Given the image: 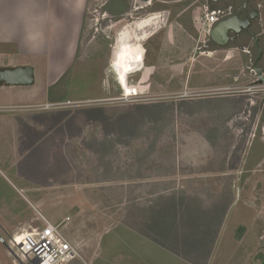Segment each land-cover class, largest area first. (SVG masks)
<instances>
[{"label": "rangeland", "instance_id": "1", "mask_svg": "<svg viewBox=\"0 0 264 264\" xmlns=\"http://www.w3.org/2000/svg\"><path fill=\"white\" fill-rule=\"evenodd\" d=\"M117 1L110 4L120 9ZM104 2L87 0L64 73L50 86L40 75L25 85L40 89L39 101L0 102V124L19 127L0 131V200L26 218L2 224L0 238L47 218L79 254L64 264H264V125H243L245 104L259 92L239 85L183 96L224 90L242 77L237 49L205 43L204 9L224 4H171L184 11L173 24L181 40L161 41L162 30L138 41L136 70L124 81L113 49L132 19L104 16ZM181 60L203 71L184 74ZM6 63L0 58V70ZM7 251L0 242V264H31Z\"/></svg>", "mask_w": 264, "mask_h": 264}, {"label": "crops", "instance_id": "2", "mask_svg": "<svg viewBox=\"0 0 264 264\" xmlns=\"http://www.w3.org/2000/svg\"><path fill=\"white\" fill-rule=\"evenodd\" d=\"M86 5L87 0H0L1 61L4 64H7L6 62L11 63L9 69L31 66L34 70V78L38 77V75H40V78L45 77L49 81L46 85L50 86L54 80L64 73L68 65L74 62ZM177 23L181 24L180 21H177ZM173 24L174 22L166 28H161V31L156 30V33L154 31V34L148 38H153L164 30L166 31L165 36H162L160 40H168L173 43V40L179 39L178 32L176 34L177 28L173 29L175 27ZM178 31L183 32L180 27ZM180 62H182V65L186 64V61L183 62L181 60ZM1 85L0 102L6 100L17 103L29 100L34 102L39 101L42 95L40 89L34 86H30L32 88L23 91L25 85H6L3 83ZM12 87L18 89L13 92L9 91L8 89ZM6 95L10 99H7ZM19 105L29 104L19 103ZM236 111L238 110H235L233 115H235ZM26 123L27 125L30 124L29 122ZM6 128L8 129L7 132H9L15 131L19 127L11 122L0 124V131ZM11 137L16 138L15 134H12ZM205 158H208V156ZM179 174L181 175L182 173ZM182 176L184 174L176 179L180 180ZM3 177L4 181L8 183L9 180L6 176L3 175ZM18 193L24 199V205L26 201L30 202L29 198L21 193V189L18 190ZM36 202L38 204L43 202V198L38 199ZM13 207L14 210L9 214L2 210L6 209L9 212L8 208ZM0 213L2 214V216L0 215V226L8 223L17 227L16 225H22L26 222L23 211L13 205H7L2 200H0ZM12 214L18 215L19 218L10 219L8 216ZM47 220L50 221L49 219Z\"/></svg>", "mask_w": 264, "mask_h": 264}, {"label": "flooded vegetation", "instance_id": "3", "mask_svg": "<svg viewBox=\"0 0 264 264\" xmlns=\"http://www.w3.org/2000/svg\"><path fill=\"white\" fill-rule=\"evenodd\" d=\"M112 1L113 0H105L103 3L104 10L106 11L104 16L117 15L120 22L124 20L125 17L131 18L132 20H130V23L124 24L122 28L132 24L136 25V23L140 21L139 16L142 15L144 17L153 16L160 18V22H164V27L170 26L172 22L177 23L180 18H184L182 15L184 12L182 8L177 7L176 9V7L171 6V4L178 6L182 0H118L117 2L118 4L120 3L118 5L120 9L111 6L110 3ZM209 2L212 6L217 4L220 5V3L224 5L217 7L219 11L218 20L209 28V31L206 32L208 37L205 43L208 42V44H212L215 47L218 45L221 49H237L240 53L241 67H243L244 70L242 71L240 81L234 79L233 82H236L233 83V85L230 84L231 86L226 87L224 90L208 89L207 91H203V93L184 92L183 96L187 94L209 95L228 93L240 86L242 87L240 91L247 94L255 90L259 92L258 95H256L255 99H248L243 109V112H247V122L243 123V125L248 124V126L251 125L255 128L262 126L264 125V0H209ZM107 7H109V9ZM174 11L177 13V17L175 18ZM200 21L203 23L202 19H200ZM224 21H228V27L225 33L226 44L220 46L216 40L217 36L213 39L210 36V31L215 25ZM149 39H146V41ZM218 41H222V39L219 38ZM215 49L216 48H214V51ZM196 51L197 49L193 52ZM191 56L192 55H189V57ZM180 63L182 62H177V65ZM180 68L184 74H188L187 72H197L196 70L192 71L193 67L185 66V64ZM5 70L6 69L0 70V82L9 85L4 80V74L2 75V72ZM202 71L203 69L201 68L199 73L196 74H200ZM213 84H215V81H213ZM238 124L240 123H236V125Z\"/></svg>", "mask_w": 264, "mask_h": 264}, {"label": "built area", "instance_id": "4", "mask_svg": "<svg viewBox=\"0 0 264 264\" xmlns=\"http://www.w3.org/2000/svg\"><path fill=\"white\" fill-rule=\"evenodd\" d=\"M218 15L217 9H204L202 25L206 32L217 22ZM48 106L45 104L44 108ZM0 242L7 247L15 261L21 258L31 264H64L79 256L58 225L46 219L43 225L10 235L7 241L0 238Z\"/></svg>", "mask_w": 264, "mask_h": 264}, {"label": "bare ground", "instance_id": "5", "mask_svg": "<svg viewBox=\"0 0 264 264\" xmlns=\"http://www.w3.org/2000/svg\"><path fill=\"white\" fill-rule=\"evenodd\" d=\"M159 19L160 18L158 17L146 16L142 20L138 21L136 23L137 29L134 34L136 42L134 43H131L129 41L127 31L122 30L119 32V42L113 49V67L124 81L128 79L129 74L133 73L136 70L135 60L132 56V50L136 48V44L138 43V41L145 40L153 34V30L151 29L158 26V24L160 23ZM126 85L128 86V84Z\"/></svg>", "mask_w": 264, "mask_h": 264}, {"label": "water", "instance_id": "6", "mask_svg": "<svg viewBox=\"0 0 264 264\" xmlns=\"http://www.w3.org/2000/svg\"><path fill=\"white\" fill-rule=\"evenodd\" d=\"M228 21L221 22L220 24L215 25L210 31V36L214 39L217 36L216 40L220 46H224L225 42V33ZM137 29L136 25H128L123 28L124 31H127L129 41L131 43L136 42L135 40V31ZM222 39V41H218V39ZM116 45L118 44V36L116 37ZM4 74V80L9 85H32L34 83V70L31 66H24V67H16L13 69H6L2 72Z\"/></svg>", "mask_w": 264, "mask_h": 264}]
</instances>
